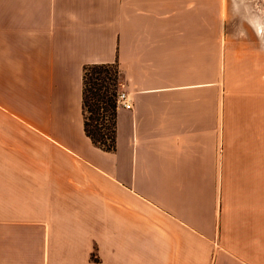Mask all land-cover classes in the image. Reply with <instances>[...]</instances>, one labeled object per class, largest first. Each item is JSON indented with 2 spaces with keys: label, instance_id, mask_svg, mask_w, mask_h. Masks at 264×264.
<instances>
[{
  "label": "crops",
  "instance_id": "obj_1",
  "mask_svg": "<svg viewBox=\"0 0 264 264\" xmlns=\"http://www.w3.org/2000/svg\"><path fill=\"white\" fill-rule=\"evenodd\" d=\"M224 0H0V264H264V40ZM116 63L117 146L84 69Z\"/></svg>",
  "mask_w": 264,
  "mask_h": 264
},
{
  "label": "trees",
  "instance_id": "obj_2",
  "mask_svg": "<svg viewBox=\"0 0 264 264\" xmlns=\"http://www.w3.org/2000/svg\"><path fill=\"white\" fill-rule=\"evenodd\" d=\"M120 78L116 63H90L84 69V129L96 145L109 151L117 146Z\"/></svg>",
  "mask_w": 264,
  "mask_h": 264
},
{
  "label": "rangeland",
  "instance_id": "obj_3",
  "mask_svg": "<svg viewBox=\"0 0 264 264\" xmlns=\"http://www.w3.org/2000/svg\"><path fill=\"white\" fill-rule=\"evenodd\" d=\"M227 21L236 38L264 40V0H224ZM3 197V195H0Z\"/></svg>",
  "mask_w": 264,
  "mask_h": 264
},
{
  "label": "built area",
  "instance_id": "obj_4",
  "mask_svg": "<svg viewBox=\"0 0 264 264\" xmlns=\"http://www.w3.org/2000/svg\"><path fill=\"white\" fill-rule=\"evenodd\" d=\"M128 92L125 90H120L119 91V96H118V103L122 104L123 106L132 109L133 108V104L131 102V100L128 98Z\"/></svg>",
  "mask_w": 264,
  "mask_h": 264
}]
</instances>
